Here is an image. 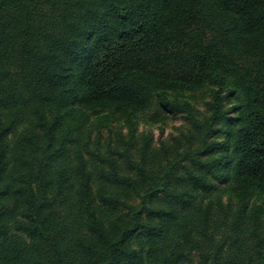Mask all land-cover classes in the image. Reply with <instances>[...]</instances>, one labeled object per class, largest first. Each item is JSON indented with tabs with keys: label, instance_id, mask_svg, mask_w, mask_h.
Instances as JSON below:
<instances>
[{
	"label": "trees",
	"instance_id": "16d2710c",
	"mask_svg": "<svg viewBox=\"0 0 264 264\" xmlns=\"http://www.w3.org/2000/svg\"><path fill=\"white\" fill-rule=\"evenodd\" d=\"M193 255L264 264V0H0V264Z\"/></svg>",
	"mask_w": 264,
	"mask_h": 264
},
{
	"label": "rangeland",
	"instance_id": "374dc122",
	"mask_svg": "<svg viewBox=\"0 0 264 264\" xmlns=\"http://www.w3.org/2000/svg\"><path fill=\"white\" fill-rule=\"evenodd\" d=\"M203 89L195 92V104L198 106H202L204 98L209 99ZM139 116L141 120L139 132L146 133L145 135L152 141V145L155 147L160 146L162 141H170L172 135L178 134L184 129L185 125H187L183 115L166 111L155 106L140 112ZM195 260L196 256L193 255L192 264L195 263Z\"/></svg>",
	"mask_w": 264,
	"mask_h": 264
}]
</instances>
